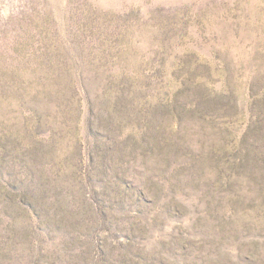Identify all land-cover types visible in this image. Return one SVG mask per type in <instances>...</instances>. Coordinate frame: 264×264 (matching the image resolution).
Segmentation results:
<instances>
[{"label":"rangeland","instance_id":"obj_1","mask_svg":"<svg viewBox=\"0 0 264 264\" xmlns=\"http://www.w3.org/2000/svg\"><path fill=\"white\" fill-rule=\"evenodd\" d=\"M0 264H264V0H0Z\"/></svg>","mask_w":264,"mask_h":264}]
</instances>
